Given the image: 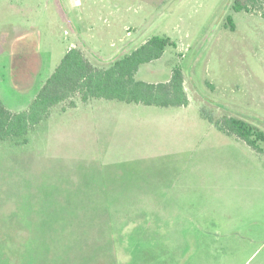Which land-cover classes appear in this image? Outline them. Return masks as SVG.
<instances>
[{
	"label": "rangeland",
	"instance_id": "374dc122",
	"mask_svg": "<svg viewBox=\"0 0 264 264\" xmlns=\"http://www.w3.org/2000/svg\"><path fill=\"white\" fill-rule=\"evenodd\" d=\"M237 1L0 0V100L12 111L70 47L106 66L154 35L176 45L137 78L180 67L189 97L76 95L26 142L0 140V264H264V155L215 122L264 132V0Z\"/></svg>",
	"mask_w": 264,
	"mask_h": 264
},
{
	"label": "trees",
	"instance_id": "16d2710c",
	"mask_svg": "<svg viewBox=\"0 0 264 264\" xmlns=\"http://www.w3.org/2000/svg\"><path fill=\"white\" fill-rule=\"evenodd\" d=\"M235 7L237 10L245 8L239 0ZM174 45L175 42L169 37L154 35L131 53L118 56L106 66L96 65L81 48L71 47L27 109L12 111L0 100V140L25 137L23 142H26L29 132L50 115L53 107L76 95H80L83 102L104 98L163 107L187 106L189 97L180 67L173 69L167 81L151 82L137 78L143 64L161 58L167 47ZM215 122L222 131L240 137L264 155V132L254 125L242 118L228 116ZM20 242H25L27 248L34 246V249L38 244L28 235L21 238ZM9 244L10 249H13L11 240Z\"/></svg>",
	"mask_w": 264,
	"mask_h": 264
},
{
	"label": "crops",
	"instance_id": "0c3cea01",
	"mask_svg": "<svg viewBox=\"0 0 264 264\" xmlns=\"http://www.w3.org/2000/svg\"><path fill=\"white\" fill-rule=\"evenodd\" d=\"M70 48H71V47H70ZM70 48H69V49H70Z\"/></svg>",
	"mask_w": 264,
	"mask_h": 264
}]
</instances>
